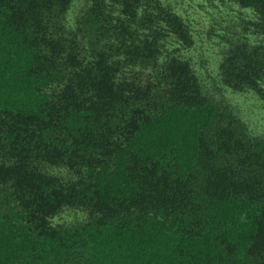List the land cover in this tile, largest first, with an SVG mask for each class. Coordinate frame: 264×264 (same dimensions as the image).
<instances>
[{"label": "trees", "instance_id": "1", "mask_svg": "<svg viewBox=\"0 0 264 264\" xmlns=\"http://www.w3.org/2000/svg\"><path fill=\"white\" fill-rule=\"evenodd\" d=\"M231 1L252 30L218 45L201 1L0 0V264H264V130L231 98L264 105V0Z\"/></svg>", "mask_w": 264, "mask_h": 264}, {"label": "rangeland", "instance_id": "2", "mask_svg": "<svg viewBox=\"0 0 264 264\" xmlns=\"http://www.w3.org/2000/svg\"><path fill=\"white\" fill-rule=\"evenodd\" d=\"M201 1L203 10L189 8L190 15L202 20V28L207 30L213 23L214 33L210 36L211 41L220 45L222 37L229 35L231 31H240L242 28L251 32L252 26L248 21L253 18L250 11L238 7L231 0H195ZM83 0H74L69 10L71 21L82 7ZM216 4V7L213 5ZM207 11V12H205ZM210 46L207 50L190 49L187 55L192 56L194 66L198 69L204 80L210 81L208 73L213 74L218 58V45ZM232 106L236 113L255 130H264V105L250 93H234L231 95ZM88 212L82 207L64 206L57 212L49 215L47 221L51 225H72L85 221Z\"/></svg>", "mask_w": 264, "mask_h": 264}]
</instances>
